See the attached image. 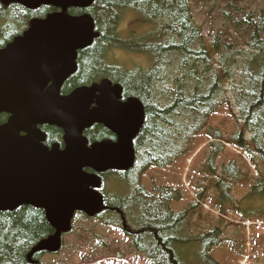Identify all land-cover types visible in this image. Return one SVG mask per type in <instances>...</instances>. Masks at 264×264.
Wrapping results in <instances>:
<instances>
[{"label":"trees","instance_id":"16d2710c","mask_svg":"<svg viewBox=\"0 0 264 264\" xmlns=\"http://www.w3.org/2000/svg\"><path fill=\"white\" fill-rule=\"evenodd\" d=\"M210 1L95 0L88 9L69 10L72 16L90 15L101 36L78 52L77 72L64 84L62 95L109 80L123 87L124 100L136 98L145 109L144 126L133 141L134 166L102 175L105 206L95 219L122 230L134 250L152 264H220L212 256V250L222 245L220 229L194 234L190 214L197 206L175 212L172 203L182 199V191L156 186L149 192L142 177L151 168L170 167L189 155L196 137L210 131L211 117L231 103L230 91L239 125L232 144L258 167L259 177L248 197L264 200V0H223L218 13L223 27L208 39L196 22L195 7L203 8ZM55 11L0 3V49L27 31L33 19ZM213 11L214 7L208 16ZM128 13L144 29L138 34L135 29L134 36L125 39L120 27ZM115 51L141 56L148 65L129 68L116 63ZM7 120L8 115H2L0 124ZM43 131L48 135L46 145L62 144V130L46 126ZM85 135L89 144L116 139L102 125ZM210 136L217 141L212 142L208 165L216 174L224 146L219 142L221 134ZM223 173L226 180H238L234 163ZM225 179L217 184L222 204L233 199L232 184ZM114 180L122 188L114 186ZM73 232L74 227L66 236ZM54 233L44 210L23 206L0 212V264H42L44 253L33 255L31 262L28 256Z\"/></svg>","mask_w":264,"mask_h":264},{"label":"water","instance_id":"95a60500","mask_svg":"<svg viewBox=\"0 0 264 264\" xmlns=\"http://www.w3.org/2000/svg\"><path fill=\"white\" fill-rule=\"evenodd\" d=\"M0 2L58 10L34 19L24 35L0 50V117L9 115L0 124V212L22 206L42 209L55 231L30 252L31 262L35 254L61 250L62 235L71 232L76 213L93 218L104 208L99 175L133 168V141L144 126L145 109L137 99L123 101V88L108 80L61 96L63 85L77 72L78 52L100 37L90 15L68 11L88 9L95 0ZM95 124L117 140L89 146L84 132ZM44 125L64 131V149L44 146Z\"/></svg>","mask_w":264,"mask_h":264},{"label":"rangeland","instance_id":"374dc122","mask_svg":"<svg viewBox=\"0 0 264 264\" xmlns=\"http://www.w3.org/2000/svg\"><path fill=\"white\" fill-rule=\"evenodd\" d=\"M251 0H249L250 2ZM210 4V5H208ZM203 8L195 7L196 22L204 27L203 33L209 39L223 27L218 13L223 0H211ZM251 5L255 7V2ZM214 7L211 16L208 12ZM138 34L134 15L128 13L120 31L125 39ZM115 51V62L147 67L145 58ZM231 103L216 112L208 123L209 132L204 131L194 140L189 155L180 158L170 167L151 168L142 177V184L149 192L154 187L164 186L182 191V199L172 203L175 212L190 210V228L194 234H203L219 228L222 245L212 250V256L220 264H264V200L249 198L259 177L258 167L251 162L245 151L232 144V137L239 131L237 110L232 92H228ZM211 133L221 134L224 151L216 160L217 173L209 167L213 150ZM234 163L239 170L238 180L225 179L224 167ZM220 179L232 184V200L221 203V192L217 188ZM122 188L114 180V186ZM113 189V188H111ZM115 190L117 188H114ZM103 193V191H102ZM202 195V199H200ZM249 199V200H248ZM200 202V203H199ZM250 210L255 213L248 214ZM42 264H152L144 254L137 253L131 240L119 228L104 226L97 219L84 215L77 217L74 232L64 239V248L55 254H44Z\"/></svg>","mask_w":264,"mask_h":264}]
</instances>
